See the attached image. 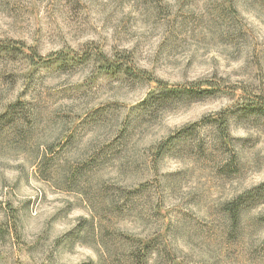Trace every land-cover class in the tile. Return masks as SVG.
I'll return each mask as SVG.
<instances>
[{
    "label": "rangeland",
    "instance_id": "rangeland-1",
    "mask_svg": "<svg viewBox=\"0 0 264 264\" xmlns=\"http://www.w3.org/2000/svg\"><path fill=\"white\" fill-rule=\"evenodd\" d=\"M248 101L264 0H0V264H264Z\"/></svg>",
    "mask_w": 264,
    "mask_h": 264
},
{
    "label": "trees",
    "instance_id": "trees-1",
    "mask_svg": "<svg viewBox=\"0 0 264 264\" xmlns=\"http://www.w3.org/2000/svg\"><path fill=\"white\" fill-rule=\"evenodd\" d=\"M102 57V56H101ZM103 58V57H102ZM208 90L201 89L200 87L196 89H186L180 95H187L192 99H197L204 97ZM180 92V91H179ZM172 90H167L165 98H169L172 94ZM244 108V109H243ZM242 108V112L247 114H254L257 117H264V101H248L247 104ZM227 120L222 117L219 128L222 126V129L225 131L227 128ZM222 130V131H223ZM264 202V181L258 186L242 193L237 198L227 203L224 207L225 212L230 217L232 223H236L239 219L240 212L245 209H249L252 206Z\"/></svg>",
    "mask_w": 264,
    "mask_h": 264
}]
</instances>
